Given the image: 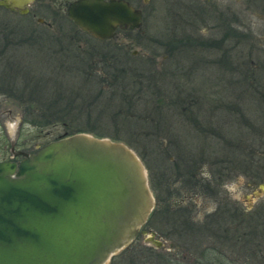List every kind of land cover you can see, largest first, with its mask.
Listing matches in <instances>:
<instances>
[{
  "label": "rangeland",
  "instance_id": "obj_1",
  "mask_svg": "<svg viewBox=\"0 0 264 264\" xmlns=\"http://www.w3.org/2000/svg\"><path fill=\"white\" fill-rule=\"evenodd\" d=\"M223 1L227 8H231L230 12L225 11L226 27L236 31V36L224 38L221 47L223 51L222 59L218 60V54H214L217 49H220L217 45L216 49L212 48L210 50L201 45L193 49L190 59L186 61L187 70H184L183 74L172 70L170 76H172L171 78L176 76L177 78L189 79L197 72L200 74V72L206 73L210 70L209 74L212 73L215 79H221L224 76L225 79L229 78L231 81L237 82L233 86H222L225 81V79H222V82L217 85V89H221V94L218 93V95L222 100L237 101L238 96L240 95L241 98L243 94L239 91V85L245 82L243 79L250 70L254 72L253 85L257 86L259 91H264V0H257L256 5L250 4L248 0H222V3ZM132 2L139 8H147V10H144L145 16L140 31H147L149 34L145 33L147 35L141 34V36L140 31L118 33L113 39L114 43H110L113 46L112 56L108 57L109 62L113 63L112 65L110 63V68L129 66L130 70L128 72L135 75V77L137 75V78L140 77L139 79H143L145 85H148L151 89H157L158 84H162L164 88L169 89L166 81L168 75L160 70L163 64L156 66V62L160 61L164 53V48L159 47L160 44L157 42L170 43L172 35H175L172 17L174 13L178 12V9L175 8L177 4L173 0H147L145 3L142 0H132ZM43 15L46 16V19L49 18L47 14ZM50 22L52 27L47 33V38L42 37L41 33L39 36H35L34 33L25 32L27 24L25 19L20 18V16H9L8 13L0 11V46L7 48L6 52L8 53L2 61L13 63V67H16L19 71L17 77L11 76L15 82L14 87L16 90L14 92L17 93V96L11 98L0 94V160H5L10 156V143H13L14 149L29 152L34 149L36 144H42L63 133L67 134L69 131H73L69 129L77 127L90 129L101 134V137L112 134L115 131L114 129L117 128L122 131L130 130L129 123L125 124V121L130 120V118L125 117L124 121L120 123V118L114 115V112L117 111V106L115 107L114 103L118 101L117 98L120 99L119 93L113 94L107 91L95 96L92 91L83 93L78 88L83 79L80 70L75 65L78 58H80L79 55L85 53V55H82L81 61L90 58L95 62H104L106 56L102 54L94 56L93 53L94 51H105V42L94 41L73 28L59 30L57 27L59 22L52 21V19ZM199 29L200 32H194L193 35L197 36L195 39H200V44L204 43L205 33L215 39L218 37L217 32H213L212 35L209 29H202L201 26ZM41 30L39 28L36 32H41ZM132 51H136V54H132ZM208 57H212L215 62L208 63ZM250 66L252 69H250ZM0 67H3V65ZM26 67L30 69V75L34 78L32 82L31 80L25 81V76L20 73L21 68ZM244 68L250 69L245 76L241 72ZM137 72H141V74ZM226 73L230 75L226 76ZM37 75L38 80L35 82ZM3 88H6V86L0 82V89ZM167 92L173 94V90H167ZM108 98H110V101H107ZM66 101H71V103L66 109L60 111V119H51L48 124H42L44 119L35 117L20 122L21 105L24 106L30 103L37 106V113L42 116H49L51 115V107L54 104H56L54 106L67 105ZM245 106L241 102L239 107L244 108ZM263 108L258 101L256 111L258 117L256 118L255 115L254 117L258 127L255 137L260 141L264 140ZM31 120L38 123H33ZM215 120V124H218L214 126L215 129L221 131L224 135V138L221 139L222 142L220 143L216 139V135L211 139L200 140V138H196L195 140L192 138L193 145L191 144V146L195 154L208 153L209 159H214L216 156L221 158L220 155L225 156V153L230 151L234 143L233 136L241 138L242 141H244L243 139L250 140L249 133H243L242 130L226 129V122ZM85 133L94 134L91 132ZM227 139H231L230 143L226 142ZM223 142H226V144ZM222 147L225 149L219 151V148ZM133 151L136 155L138 154L137 151ZM224 172L227 177L224 192H221L224 200L222 198L221 201L212 200L204 192H198L199 194L193 197L188 186L175 184L173 185L174 188L181 189L183 193L179 191L177 195L174 193L166 207L172 206L174 202H179L180 198L184 197L183 203L188 204V207H184L187 219L199 225L204 224V217L211 214L217 213L215 217L219 218V209L218 212L215 211L218 206H220V209L237 206L249 210L257 202L264 200V193L261 198L258 196L259 199L252 195L257 183L250 182L247 176L234 173V170L227 171L224 168ZM227 172L229 176H227ZM236 174L239 175L238 178L235 177ZM146 175L149 186L147 170ZM173 186L169 185L168 187L167 185L164 189L168 187L171 190ZM149 189L155 204V195L150 186ZM164 189L160 191L161 193H158L161 198L165 195ZM159 219L156 216L149 224H144L143 228L153 231L155 237L163 242L160 249L145 244L142 240L143 236L137 235L126 245L127 247L124 250L121 249L112 255V258L110 257L106 264H109L111 259L113 264H130L131 260L136 261L135 264H139L137 261L140 260H143L140 264H259L256 262L254 255L247 251L252 248L241 246L242 243L228 246L226 242L228 239L223 240L222 243L218 242L216 237L222 233L224 228L222 224L219 228L214 229L213 227H216L217 224L215 226L210 224L209 226L208 222L205 226L209 231L197 227L198 230L195 229V232L193 230L191 232L189 230L179 232L176 230L175 224L164 221L162 217H159ZM233 223L234 221L226 222L225 227H231ZM178 235H181V237ZM228 241L230 244L234 243L232 240ZM249 243L251 241L247 242V244ZM207 247L215 250L207 251ZM216 250L222 255L216 254ZM262 263L264 264V262Z\"/></svg>",
  "mask_w": 264,
  "mask_h": 264
},
{
  "label": "water",
  "instance_id": "obj_2",
  "mask_svg": "<svg viewBox=\"0 0 264 264\" xmlns=\"http://www.w3.org/2000/svg\"><path fill=\"white\" fill-rule=\"evenodd\" d=\"M29 1L0 5L23 13ZM66 15L96 39L138 28L141 19L125 0H72ZM9 150L20 159L0 160V264H106L138 234L162 245L141 229L154 200L142 161L125 143L76 132L31 152L12 143Z\"/></svg>",
  "mask_w": 264,
  "mask_h": 264
},
{
  "label": "trees",
  "instance_id": "obj_3",
  "mask_svg": "<svg viewBox=\"0 0 264 264\" xmlns=\"http://www.w3.org/2000/svg\"><path fill=\"white\" fill-rule=\"evenodd\" d=\"M60 25L61 28L59 29L61 30L71 28L66 19H62ZM227 36H231L228 34V30L225 37ZM248 52L250 53V51ZM82 55L84 54L82 53ZM82 55H79L80 58H78L77 62V64L82 63V66L75 64L83 78L81 83H79V90L83 93L92 91L95 93V96L107 91L113 94L119 93L120 99L117 98L118 101L114 103L115 107L117 106V111L114 112V115L120 118V123L124 121L125 117L130 118V120L127 119L125 121V124L129 123L130 130L122 131L117 128L114 129L115 131L112 134H106V137L114 141L123 142L137 151V155L147 170L149 186L155 195L156 203L149 213L145 224H149L156 216L158 220H160L159 217H162L164 221L175 224L176 230L179 232L184 230H189V232L193 230L195 232L198 229L209 231L205 226L208 222L209 226L210 224L211 226L217 224L216 227H213L214 229L219 228L220 224H222L224 227L222 233L216 237L218 242L222 243L226 239L232 240L233 244L228 243L229 241L226 240L228 246L242 243L241 246L252 248L247 251L254 255L257 263L264 262V200H260L259 203L257 202L249 210H244L243 207H224L220 209V206H218L217 210L219 209V212H217L220 214L219 218L215 217L217 213L211 214L208 217H204V224L199 225L187 219L184 211V207L188 205L187 203L174 202L172 206L166 207L172 195L177 192L176 189H168L170 181L174 183L175 174H186H184L187 179L186 183L190 184L189 190L192 193L195 191L196 193L197 191L203 192L204 183L197 186L195 185L197 183L196 180L188 175V172L192 171L191 168L193 166L189 167L185 161H189L192 158L196 159V157H199L211 163L216 161V169L225 168L227 171L234 170L237 174L247 176L251 182L264 179V140L260 141V139L257 140L255 137L258 127L254 117V115L256 118L258 117L256 113L258 101L264 107V91H259L258 87L253 85L254 72L250 70L252 69L251 66L250 69L244 68L241 71L245 76L248 70H250L248 75L243 79L245 82L239 85V91L243 93L241 98L243 97L244 99H241L239 95L237 101H224L218 95V93L221 94V89H217V85L225 78L223 76L221 79H215L212 73L209 74L210 70L209 72L204 70L206 73H195V75L189 78V83L181 80L177 81L179 78L176 76L175 78L177 79L171 78V72L167 71L166 75L168 76L166 81L169 89L164 88L162 84H158L157 89H151L148 85H145L143 79H139L140 77L137 78V75L135 77V75H131L128 72L130 70L129 66L120 68L103 66L100 70L101 72L97 71L96 74H92L91 66L89 64L86 65V63L92 60L89 58L88 60L83 59L81 61ZM137 73L141 74V72ZM228 75L230 74L226 73V76ZM121 81L124 84V90L113 91L112 89L114 87L118 88L116 84ZM234 83L237 82L226 78L222 86H233ZM167 90H173V94L167 92ZM107 101H110V98ZM241 102L247 107L240 108ZM70 103L71 101H66L67 105L64 104L62 106H54L56 105L54 104L51 107V115L49 116H42L37 113V106L30 103L24 106L21 105L20 122L35 117L44 119L42 120V124H48L51 119H60V111L66 109ZM167 109L178 112L170 113L167 112ZM215 119H218L219 122H226V129L242 130L243 133H249L250 140L247 139L246 141L243 139L244 141H242L241 138L233 136L234 143L230 151L225 153V156L220 155L221 158L216 156L214 159H209L208 153L195 154L191 146V144L193 145V139H211L216 135V139L220 143L222 142L221 139L224 138V135H222L221 131L215 129L214 126L218 125L215 124ZM31 122L38 123L33 120ZM69 130L73 131H69L67 134L91 132L94 133V136L101 137V134L95 133L85 127ZM230 140L227 139L226 142L230 143ZM226 142L223 143L226 144ZM221 145L224 146L223 144ZM223 148H219V151H223ZM177 158H182L184 163L174 164L172 160ZM185 166L186 168H184ZM227 176H229L228 172ZM167 185L168 187L164 189ZM163 189L165 190V197L161 198L158 193ZM229 221H234L233 226L225 227V223ZM197 227L199 228L197 229ZM178 236L181 237V235ZM250 241L251 243L247 244ZM208 250L213 251L215 249H208L207 247ZM215 252L218 255H222L217 250ZM133 261L131 260L130 264L136 263V261ZM141 261L143 260L137 261V263L140 264ZM110 263L113 264L112 259Z\"/></svg>",
  "mask_w": 264,
  "mask_h": 264
},
{
  "label": "flooded vegetation",
  "instance_id": "obj_4",
  "mask_svg": "<svg viewBox=\"0 0 264 264\" xmlns=\"http://www.w3.org/2000/svg\"><path fill=\"white\" fill-rule=\"evenodd\" d=\"M70 1H72V0H69V1H67V0H39V1L31 0L25 4V12H23V13H20L21 9H12V8H8V7H4L3 5H0V11L4 12V13H8L9 16L10 15L14 16V17L20 16V18L25 19L26 23H27L26 27H25V29H26L25 32H28L31 34L34 33V34H36L35 36H39V34L41 33V36L46 37V38L48 37L47 33H49L50 28L52 27L51 22H50L51 19H52V21L59 22L57 25L58 29L61 28L60 21L62 19H66L68 21V24L70 25V27L73 28L74 30L80 32L81 34L86 35L87 37H89L90 39H92L94 41H97L100 43L105 42V44H106V45H104L105 51H101V52L100 51H94V53H93L94 56H99L100 54H102L103 56H106V58H105L106 61H104V62L103 61H96V62L90 61L89 63H86V65L89 64V66H91L92 74H96V72L100 71L103 66H107L108 68H110L111 62H109L108 57L112 56L111 50L113 49V46L110 43L113 42L114 37L118 33H121V32L122 33H129L132 31H140V27H141V24H142V22L144 20V16H145L144 10H147V8L146 7L139 8V7L134 5L132 0H125L133 8H136L140 11L141 19H140L139 27L133 28V29H129V28L121 29V28L117 27L114 31V35L111 38L96 39V38L92 37L90 34H88L87 32L79 29L67 17L66 7ZM142 1H144V3H145V1H147V0H142ZM173 1H174V3L177 4V6L175 8L178 9V12L174 13L173 17H172L173 22H174L173 27L175 28L174 31L176 33H175V35H172V38L170 40L171 42L169 41L170 43H164L162 41L157 42L158 44H160L159 47L164 48V53L162 54V58L160 59L159 62H156V66L157 65L161 66L163 64L162 67L160 68L161 72H163L164 74H167V71H170L171 75H172V70H176L179 73L183 74V71L187 70L186 61L188 59H190L191 54L193 52V49L195 47L198 48L201 45L205 46L208 50H210L212 48L216 49V45H217L220 49H217V52L214 54H218V60L222 59L223 51H222L221 47L223 46L222 42L225 40L224 38L226 36L227 30H228V34H230L231 36H236V31H234L231 28L226 27V24H225V19H226L225 11L230 12L231 8H227L226 5H224V1L222 3V0H173ZM248 1L250 4L253 3L254 5H256V2H257V0H248ZM10 5L13 6V3H11ZM63 7H64V13H63ZM244 9H246V7H244ZM43 14H45V15L47 14V16L49 18L46 19V16H44ZM50 17H51V19H50ZM49 19H50V21H49ZM4 24L6 25V23H4ZM200 26L202 29H204V28L209 29V32L212 35H213V32H217L218 33L217 39H215L213 36L206 35V33H205V37H203L204 43L200 44V39H195L197 36L193 35L194 32H200V29H199ZM37 28L38 29L41 28L42 29L41 32H36L38 30ZM35 29H37V30H35ZM59 30H61V29H59ZM139 33H140V35L141 34L147 35L145 33L149 34V32H147V31H140ZM6 49L7 48H5L4 46L3 47L0 46V66L3 65V67H0V76H2L0 78V82H1V84L4 83L6 86V88L0 89V94H1V96L6 95V97L12 98V97H16L17 93L14 92L16 90V88L14 87L15 82H14V80H12L11 76L17 77V73L19 71L17 70L16 67H13L14 66L13 63L2 61L4 56L6 54H8L6 52ZM123 51H126V50H123ZM83 54L85 55L84 52H83ZM132 54H136V51H132ZM166 60H168V61L166 62ZM163 61H165V62H163ZM97 62H100V63L98 64ZM207 62L213 63L215 61L213 60L212 57H208ZM112 64L113 63H111V65ZM47 65H48V63H47ZM76 65L82 66V63H78V64L76 63ZM111 68H115V67H111ZM21 69L22 70H20V73L25 76L24 77L25 81L31 80V82H32V80H34V78L32 75H30V69L28 67L21 68ZM47 70H48V68H47ZM175 79H177V78H175ZM35 80H36L35 82H37L38 75H37V78ZM179 80L189 83L188 78L177 79V81H179ZM2 81H4V82H2ZM91 81L93 82V80H91ZM116 85L118 86V88L114 87L112 89L113 91L124 90V88H125L122 81L120 83H117ZM162 107H164V106L162 105ZM163 112H164V110H163ZM167 112L177 113L178 111H174L172 109H167ZM37 145L38 144H36V146ZM9 148H10V146H9ZM13 150H17V149H14V145H13ZM29 152H31V151H29ZM9 153H10V150H9ZM19 159H20V156L11 157V153H10V156L5 160L18 161ZM172 161L174 162V164L184 163L182 158H177V159H174ZM185 162H187V165H189V167L193 166L191 168L192 171L188 172L189 173L188 175L196 180L197 183L195 185L200 186V185H203V183H204V188L202 190L206 195L210 196L212 200L221 201V198L224 200L223 195L221 194V192H224L225 181L227 178L226 174L224 172V168L223 169H216V167H215L216 161H213V163H211V162H207V160H202V158H199V157L198 158L196 157V159L192 158L189 161H185ZM186 166L184 168H186ZM195 166H197V167H195ZM234 173H236V172H234ZM184 174L185 173H183L182 175L175 174L174 175V177H175L174 183H172L170 181L169 185L170 186H173L175 184L185 185V186H188V189H189L190 184L186 183L187 182V179L185 177L186 174L185 175ZM235 177L238 178V175L236 174ZM247 179H249V178H247ZM252 183H257V187L252 192V195L256 196L257 199H259V197L261 198L264 191H260L259 188H260V185L264 183V179H261L259 181H255V182L252 181ZM174 187L175 186H173V189H176ZM173 189H171V190H173ZM178 191L183 193L181 191V189H178L176 193H178ZM255 191H258V195H254ZM190 194L193 197H196V195L199 193H198V191H197V193L195 191L194 193L191 192ZM163 197H165V196H163ZM183 199H184V197H181L179 202L183 203ZM187 207H188V205H187ZM233 207H237V206H233ZM215 211H217V209H215ZM141 229H144L143 226L141 227ZM147 231H149V230H147ZM138 235H140V234H138ZM155 238H157V237H155ZM162 245H163V242H162ZM162 245L156 249H160L162 247Z\"/></svg>",
  "mask_w": 264,
  "mask_h": 264
},
{
  "label": "bare ground",
  "instance_id": "obj_5",
  "mask_svg": "<svg viewBox=\"0 0 264 264\" xmlns=\"http://www.w3.org/2000/svg\"><path fill=\"white\" fill-rule=\"evenodd\" d=\"M12 131H13V130H12ZM12 131H11V132H12ZM11 132H10V133H11ZM11 134L13 135V133H11Z\"/></svg>",
  "mask_w": 264,
  "mask_h": 264
}]
</instances>
